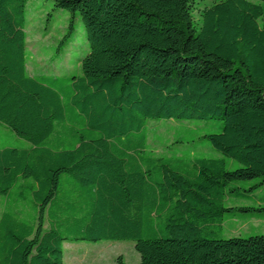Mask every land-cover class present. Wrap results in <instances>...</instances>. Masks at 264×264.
<instances>
[{
    "label": "trees",
    "instance_id": "obj_1",
    "mask_svg": "<svg viewBox=\"0 0 264 264\" xmlns=\"http://www.w3.org/2000/svg\"><path fill=\"white\" fill-rule=\"evenodd\" d=\"M28 1L0 0V130L25 143L0 144V264H64L79 241H131L138 264H264V234L208 228L229 183L264 186V0L198 20L195 0H51L71 13L59 43L78 14L88 45L64 75L28 73ZM173 118L222 120L204 135L221 156L155 155L148 120Z\"/></svg>",
    "mask_w": 264,
    "mask_h": 264
},
{
    "label": "rangeland",
    "instance_id": "obj_2",
    "mask_svg": "<svg viewBox=\"0 0 264 264\" xmlns=\"http://www.w3.org/2000/svg\"><path fill=\"white\" fill-rule=\"evenodd\" d=\"M218 0H195L194 18L199 19L202 8ZM263 3L262 0H249ZM71 17L70 11L55 7L51 0H29L26 5V64L30 75L79 74V62L88 52L85 30L78 14L73 19L74 33L69 44L59 43ZM222 120H148V148L155 155L220 157L221 154L204 135L219 130ZM0 144L25 145L22 139L13 140L0 130ZM228 169L241 164L226 158ZM254 180H237L227 185L230 196L224 205L221 225L211 224L208 228L220 238L249 237L264 234V186L248 189ZM231 190V191H229ZM2 196H0V204ZM242 207H251L246 211ZM131 241L65 242L64 264H138L139 253Z\"/></svg>",
    "mask_w": 264,
    "mask_h": 264
}]
</instances>
